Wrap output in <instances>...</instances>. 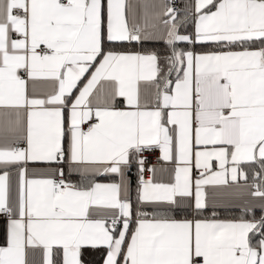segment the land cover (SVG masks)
<instances>
[{
  "label": "snow or ice",
  "instance_id": "snow-or-ice-1",
  "mask_svg": "<svg viewBox=\"0 0 264 264\" xmlns=\"http://www.w3.org/2000/svg\"><path fill=\"white\" fill-rule=\"evenodd\" d=\"M181 2L0 0V264H264V0Z\"/></svg>",
  "mask_w": 264,
  "mask_h": 264
},
{
  "label": "crops",
  "instance_id": "crops-1",
  "mask_svg": "<svg viewBox=\"0 0 264 264\" xmlns=\"http://www.w3.org/2000/svg\"><path fill=\"white\" fill-rule=\"evenodd\" d=\"M171 0H165L166 3H170ZM130 2L132 3H135L136 0H130ZM183 3L181 2V0H178V9H181L183 8ZM180 16H183L184 13L183 12H180L179 13ZM249 165H245L244 166V170L246 171V168L248 167ZM248 183H253V181L251 180H248L247 181ZM258 183V181H256ZM240 183H245V181H240ZM134 184H135V177L133 176V187H134ZM254 190V189H253ZM259 212V211H257ZM256 212V213H257ZM217 213H218V218L220 219H227V218H232V217H236V216H239L240 215V211L238 208H228V207H220L217 209ZM212 214L211 212V209H209V211L205 212L204 215L205 216H210ZM184 215V213H177V216H182ZM3 243V228L2 226H0V244ZM104 255V250L101 249L100 251H97V252H88V253H85V260L86 261H92L93 264H101V258L103 257Z\"/></svg>",
  "mask_w": 264,
  "mask_h": 264
},
{
  "label": "built area",
  "instance_id": "built-area-1",
  "mask_svg": "<svg viewBox=\"0 0 264 264\" xmlns=\"http://www.w3.org/2000/svg\"><path fill=\"white\" fill-rule=\"evenodd\" d=\"M170 4H172L174 7L178 9V0H171ZM146 155L148 158V165H152L156 163V156L158 155L157 152L147 153ZM144 175H145V179H147L150 174L147 171H145Z\"/></svg>",
  "mask_w": 264,
  "mask_h": 264
},
{
  "label": "trees",
  "instance_id": "trees-1",
  "mask_svg": "<svg viewBox=\"0 0 264 264\" xmlns=\"http://www.w3.org/2000/svg\"><path fill=\"white\" fill-rule=\"evenodd\" d=\"M182 17V16H181ZM190 30V29H189ZM183 31V29H182ZM153 45H145V47H152ZM131 47H133L134 49L137 47L136 45H132ZM198 51L201 50V49H197ZM253 170H256V171H259L260 168H259V165H256V164H253V165H249L247 168H246V172L248 173V180H251L252 181V172ZM259 182V181H258ZM260 215V212H257L256 213V216L259 217Z\"/></svg>",
  "mask_w": 264,
  "mask_h": 264
}]
</instances>
